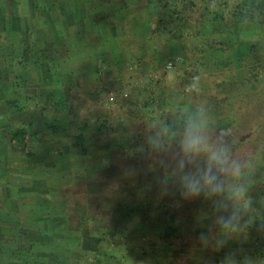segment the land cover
<instances>
[{
	"label": "crops",
	"instance_id": "1",
	"mask_svg": "<svg viewBox=\"0 0 264 264\" xmlns=\"http://www.w3.org/2000/svg\"><path fill=\"white\" fill-rule=\"evenodd\" d=\"M57 3L45 17L52 20L61 16L54 23L59 26L60 36L51 34L50 41L60 39L69 42L70 47L64 48L67 53L62 47L47 51V59L44 56L30 65L31 71L41 75L39 87L43 96L32 98L28 94L29 86L21 98L0 94V264H108L102 256L89 254L92 240L87 239L90 229L85 221L91 218L75 203L73 208L69 207L62 193L63 184L98 183L90 170L101 168L108 159L106 153L120 151L124 143L119 141L116 148L112 146L116 138L109 144L103 139L93 146L97 135L118 136L122 141L128 130L132 131L128 141L133 137L136 127L127 129L126 118L134 120L135 115L124 116L121 103L133 109L139 104H153L154 96L147 90L149 78L167 73V62L186 49L184 40L190 27L202 24L200 20H183V9L189 6L185 0H59ZM203 22L206 25L208 20ZM33 29L47 34L43 27ZM12 85L7 82L5 86L8 89ZM151 89L159 87L153 85ZM92 93L93 105L99 104L98 99L106 93L104 100L112 104L120 102L123 107L108 109L107 114L94 110L95 115L90 110L80 113L73 109V104L79 105L81 94ZM14 101L22 106L19 113L28 120L27 124L32 122L30 127L27 125L28 133L23 141L14 138L20 128L15 124L18 116L10 106ZM89 119L92 123H87ZM78 121L82 123L76 126ZM114 122L116 130L111 131ZM70 139L71 146H58ZM68 142L64 143L68 145ZM85 143L93 147L89 149ZM94 151L99 153L97 159ZM17 152L19 161L14 160ZM33 167L36 169L31 172ZM249 196L252 207L240 208V232L219 249L214 247L220 237L217 221L227 212L218 207L221 199L208 205L200 198L194 209L197 215L187 217L185 222L189 229L186 232L190 233L185 236L180 231L181 241L175 243L176 249L165 260L166 264H223L229 255L236 264H264V191ZM256 196L258 200L254 199ZM222 201L227 202L229 211L239 207L225 196ZM253 215L257 216L256 221L247 223ZM73 217H81L85 223L73 222ZM130 225L121 224L118 230L108 223L101 228L131 234L145 230L141 225L135 228L134 224ZM147 228L148 232L152 231L151 227ZM201 235L208 238L207 243L200 239ZM134 238L132 242H137ZM117 264H125V260Z\"/></svg>",
	"mask_w": 264,
	"mask_h": 264
},
{
	"label": "rangeland",
	"instance_id": "2",
	"mask_svg": "<svg viewBox=\"0 0 264 264\" xmlns=\"http://www.w3.org/2000/svg\"><path fill=\"white\" fill-rule=\"evenodd\" d=\"M13 1L11 0L10 3V0H6L5 2L8 5L5 6L2 4V6L1 3L3 1L0 0V11H3V16L0 14L1 21L14 20L13 18L16 17L12 9ZM185 1H187L189 6L186 7L185 11L183 9V20H200L202 24L204 20H208V22L206 25L198 24L190 27L189 33L184 40L186 49L182 54L171 58L181 59L172 70H167V73L162 77L160 74H156V76L149 78L150 82L147 84L150 88L148 87L147 90L154 96L153 104L146 106L139 104L137 107L134 106L135 108L133 109L128 104L125 105V102L121 103L124 105V116H127L125 115L127 113L135 115L133 117L134 120L125 117L128 124L126 126L127 129H134L136 127L135 131H133V137L131 136L128 141L127 136L132 131L128 132L127 129V136L122 141L120 139L121 137L118 136L104 137L97 133L98 135L93 142V146H97L98 143L100 144L103 139L109 144L115 138L117 139L115 145H112L114 142L110 145L118 148L119 141L124 144L120 146V151H114L111 154L106 153L108 159L105 160V164L101 168L94 169L95 171L93 169L90 170L93 174L92 176L97 178L95 179L98 182L97 184L90 183L77 186L63 184L62 193L67 197L69 207L73 208L72 205L75 203V205L82 208L83 212L91 218L89 221H87L88 218L86 221L81 217L71 218L73 222L78 224L88 222L87 224L90 230L87 231L86 235L87 239L91 237L90 240H92V250H90L91 253L89 254L92 257L102 256L103 260L108 264H117L121 259L125 260V264H146V260L148 261L147 264H166L165 260H169V257L173 256L172 253L176 249L175 243H180L182 232H184L185 236L190 233L186 232L189 230L185 225L186 215L191 214L189 208L195 209V202H198L202 198L200 196L203 194L202 196L206 203L214 204L218 198L223 202V195L212 196L207 191H202L198 196L187 194L184 176L196 174L198 170L203 169L206 166V157H199L195 161L184 158L183 166H181L182 156L179 151V139L183 127L180 128L179 132L175 133L170 129V126L184 122V117L189 112L195 110L196 107L190 106L191 102L194 104L198 102L202 103L204 96L207 95L228 96L217 85L225 81H231V78L236 73L238 75L240 74V78H242V69L239 68V58L241 56H237L241 53H248L250 45L256 40L261 41V47L264 49V43L262 41L264 39L258 38L257 35H251V32L256 31L258 26L252 23L238 22L234 17V9L241 0ZM21 14V17L20 15L18 16L19 20L15 25L0 23V36L2 39H5L1 40V43L4 41L3 44L7 48L11 47V50L13 48L12 44L16 42L14 38L16 39L19 31L23 30V27H26V23L31 20L27 14L23 12ZM50 15L52 17V14ZM59 17L61 18L60 15L56 16L57 19ZM49 18V16L45 18V22L53 21V23H56L55 17L52 20H49ZM20 26L23 27L20 28ZM10 29L11 34H9ZM51 36L50 33L45 34L41 31L40 33L37 32L33 38L38 43L42 40H50ZM226 43L231 46L228 48L225 46ZM37 45L40 44L38 43ZM37 59V57H33L32 62L26 65L28 66L26 69L30 70V72H27L29 76L27 83L30 88L28 94L35 99L43 96L39 87L41 75L38 72L31 71L30 68L33 61ZM250 69L249 77L251 79L249 83L241 86L239 88L240 91L235 89L230 96L239 98L241 96L240 93L247 94L248 98H246V101L254 105L249 111H243V120L234 129H231V135L228 137V140L232 147L233 158L243 159L250 157L251 168L244 169V175L239 180H234L232 177H226L223 174L219 175L220 179L225 181L226 187L234 183H239L240 179H242V183L250 185V190L253 192L249 190V193L251 196H254L257 195V191H264V84L259 85L256 83L258 78L256 79L251 76L253 67H250ZM260 69L264 74V68ZM169 72L171 73L169 74ZM255 74L256 71H254ZM195 76L199 77V94L186 91ZM153 85L159 87V89H151ZM259 89L261 90V94L258 93ZM106 93L101 95V98L98 99L99 104L97 105H93V93L90 96L81 94L80 100H78L79 105L76 106L73 104V109L78 110L80 113L81 110L83 112L90 110V114L95 115V112L93 113L94 110L96 112L98 111L97 113L107 114L109 113L108 109L117 110L123 107L122 105L120 106V102H114L112 104L107 99L104 100L103 98L106 96ZM13 96L17 97V95ZM95 97L97 101L98 97ZM44 98H46L45 95ZM228 106L231 110L233 109L231 102ZM137 108L139 109L137 110ZM151 110H153V113H150ZM89 122L91 120L87 121V123ZM93 122L98 123L97 121ZM258 122H261L260 126L257 125ZM81 123V121L76 122V126ZM116 125L115 122L111 123L110 130H116ZM165 125L169 128L167 133L162 132ZM220 126V128H225L224 124ZM157 132L161 133L160 146L153 147L150 144L149 137L155 135ZM64 142H68V145ZM64 142L58 146L63 148L65 146L69 147L73 140H64ZM86 144L89 149L93 147L88 143ZM19 154L18 152L16 153L14 160H20ZM98 154L96 151L93 153L96 159L98 158ZM31 169V172H34L36 167ZM147 171L151 172L153 179L147 180V184L141 183L144 181L142 174ZM78 172L80 171H76V173ZM38 176H42V174ZM159 178L164 183L165 181L171 182L165 183L164 188L162 186L165 189V195L161 198L162 200L153 206L149 204L150 201L144 200L140 203V207L144 209L137 208V212H133L130 215L127 210H131V207L126 208V200L130 197L129 189L132 190V185L141 187L140 190H145L148 195L150 190L151 197L149 198L153 199L158 196L156 192L161 186L158 182ZM250 179L253 182H250ZM133 180L135 183L131 184L130 182ZM152 193H155L154 196ZM254 199L258 200V196L254 197ZM223 203L227 204V202ZM119 206L121 209L118 208ZM187 207L188 209H186ZM119 218L123 219L119 221ZM249 219L252 222L256 221L257 216L253 215ZM128 222L129 224H134V228L141 225L145 230L141 233L131 234L115 230L113 232L110 230L106 231V229L101 228L107 226L108 223L118 228L117 226L127 224ZM172 222L174 224L173 228L179 230V232L170 233L172 235L168 238L164 234H167L169 224H172ZM130 227L133 226L130 225ZM147 227H151L152 231L148 232L149 228ZM184 229L185 231H183ZM131 235L137 239V242H132ZM169 252L170 254L167 256Z\"/></svg>",
	"mask_w": 264,
	"mask_h": 264
},
{
	"label": "trees",
	"instance_id": "3",
	"mask_svg": "<svg viewBox=\"0 0 264 264\" xmlns=\"http://www.w3.org/2000/svg\"><path fill=\"white\" fill-rule=\"evenodd\" d=\"M1 1H3L1 5L2 4L5 6L8 5V3L5 2L6 0H1ZM44 1L45 2H42L41 0H14L12 2V9L16 16L13 18L14 20H6V21L4 20V22L1 21L2 19L0 20V23H4L6 25L8 24L15 25L19 20L18 16L20 15L21 17L22 12L30 16L31 19L29 20L28 23H26V27L20 26V28L23 27L24 29L19 31L16 39L14 38L16 42H14V44L11 43L13 46L12 50L11 47L7 48L3 44L4 41H2L3 43H1V40H5V39L4 38L2 39V37L0 36V94L5 95V97L7 95L11 96L12 94H15L19 98H21L23 97V94L26 93V86H28L27 80L29 79L26 70L28 66L26 65H29V63L32 62L33 57H37V58L39 57L38 59H41L42 57L45 56V58L47 59L48 58L47 51L49 52L51 50L57 51L55 49L61 47H62L61 49H63V52L65 53L68 52L64 48L69 49L70 47L69 42H65L60 39L54 41L42 40L38 42L40 45H37L38 44L37 40L33 38L34 35L37 33L34 31L33 27H38V28L43 27L44 31H46L47 33L55 34V35L57 34L58 36H60L59 34L60 29L58 24H54L53 22H45L44 20L46 15L54 10L51 6L57 5L58 4L57 1L59 0H55V2H52L51 0H44ZM0 14L1 15L3 14L2 10L0 11ZM234 17L238 22L240 21L244 23L247 22L258 26V28H256V31L251 32V35L253 36L257 35L258 38L264 39V0H241L240 3L234 9ZM9 34H11V29ZM262 41L264 43V40ZM49 43L50 45H48ZM261 44L262 43L260 40H256L250 45L248 53H244V54L241 53L237 56V57L241 56L239 58L240 61L239 68L242 69V78H240V74L238 75L236 73L234 76L232 74L233 77L231 78V81L229 82L225 81L224 83L217 85L218 88L224 90V92H226L228 96H224V97H220V95L204 96V101L202 103L205 104L206 107L209 109V114H208V121L210 125L209 131L210 134L213 135L212 136L213 139L215 138L216 133L220 129L221 127L220 125L224 124L225 128L234 129V127H236V125L243 120V114H242L243 111L245 110L249 111L251 107L254 105L251 104V102L246 101L247 100L246 98H248L247 94L240 93L241 96L239 95L240 96L239 98L230 95H232L235 89L240 91L239 88L241 86H245L247 83H249L251 79L249 77L250 76L249 72H251V69L249 70L250 67H253V72L251 76L255 77L256 79L258 78L256 83H258L259 85L264 84V74L261 72L260 69V68H264V49L263 47H261ZM225 46L229 48L231 45L226 43ZM50 67L53 68L54 63L50 64ZM254 71H256L255 75H254ZM7 82L13 84L8 89L7 86H5ZM258 93L261 94L260 89ZM230 102L233 105L232 110L228 108ZM197 104L191 102L190 106L196 107ZM10 106L14 108L15 110L14 114L18 116L17 120L15 121L18 123L15 124L21 128V129L18 128L15 131L14 138H16L19 141H23L25 139L26 133H28L27 128L28 126L30 127L32 125V122L29 123L30 125H28L27 124L28 120H26V118L19 113L23 108L21 105H19L17 101L15 102V104H11ZM14 110L12 109V111ZM261 122L260 123L258 122L257 125L260 126ZM183 126H184V122H180L178 124H175L174 126H170L171 127L170 129L173 132L177 133L180 131V128ZM142 175L144 177V181H142L141 183L147 184L148 183L147 180L153 179L152 178L153 176L149 171L143 172ZM158 182L159 185L161 186L156 192L158 196L154 197L153 199L149 198L151 197L150 190L148 195V193H146L145 190L143 189L140 190L141 187L132 185L133 187L132 190L129 189L130 197L127 199L128 201L126 200L127 202L126 208L131 207V210H127V212L130 215L133 214V212H137L136 211L137 208L144 209L143 207H140L141 206L140 203L144 200L150 201L149 204H152V206L156 205L158 202L162 200L161 198L163 197V195H165L164 192L165 189H163L164 184L171 182L165 181L164 183L162 182L161 178H159ZM130 183L134 184L135 181L133 180ZM152 194L154 196L155 193ZM202 195L200 197H203ZM206 195L208 196V194ZM195 203L197 207L199 202H195ZM118 208L121 209L120 206ZM186 209H188V207ZM189 211L191 214H187L186 219H188L187 217H194L197 215V213L194 212L193 208H189ZM116 214L118 213L116 212ZM122 219L123 218H119V221ZM127 225H129V222L127 223ZM173 225H174L173 222L172 224H169V228L167 229V234H164V236L170 238L172 235L170 233L178 232V230L173 228L174 227ZM22 250L26 251L25 248H22Z\"/></svg>",
	"mask_w": 264,
	"mask_h": 264
},
{
	"label": "clouds",
	"instance_id": "4",
	"mask_svg": "<svg viewBox=\"0 0 264 264\" xmlns=\"http://www.w3.org/2000/svg\"><path fill=\"white\" fill-rule=\"evenodd\" d=\"M186 91L199 94L198 76L193 77ZM208 114L209 109L206 105L198 103L195 110L186 115L179 139V151L182 156L181 166H183L184 158L195 161L199 157H206V166L203 169L198 170L196 174L184 176L188 195L198 196L202 191H207L212 196L223 195L239 205L229 211L225 203L219 202L218 204V207L227 212V215H221L217 221L220 237L215 241L214 247L219 249L224 246L228 238L240 232V208L252 207V200L249 196L250 185L234 183L226 187L225 181L220 179L219 174L239 180L244 175V169L251 168V158H233L232 147L228 140L231 135L230 128H220L213 139L209 131ZM168 131L169 128L165 125L162 132L167 133ZM160 135L161 133L157 132L149 137L153 147L160 146ZM251 222L249 220L247 223ZM200 239L205 243L208 242V238L204 235H201ZM223 264H236V261L233 256L229 255Z\"/></svg>",
	"mask_w": 264,
	"mask_h": 264
},
{
	"label": "built area",
	"instance_id": "5",
	"mask_svg": "<svg viewBox=\"0 0 264 264\" xmlns=\"http://www.w3.org/2000/svg\"><path fill=\"white\" fill-rule=\"evenodd\" d=\"M180 61H181L180 58L170 60V61L166 64V69H167V70H172V69L178 64V62H180Z\"/></svg>",
	"mask_w": 264,
	"mask_h": 264
}]
</instances>
